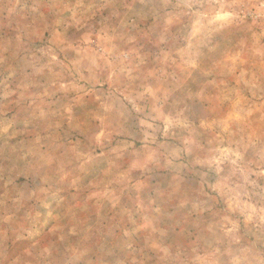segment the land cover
I'll return each instance as SVG.
<instances>
[{"label": "rangeland", "instance_id": "374dc122", "mask_svg": "<svg viewBox=\"0 0 264 264\" xmlns=\"http://www.w3.org/2000/svg\"><path fill=\"white\" fill-rule=\"evenodd\" d=\"M0 264H264V0H0Z\"/></svg>", "mask_w": 264, "mask_h": 264}]
</instances>
